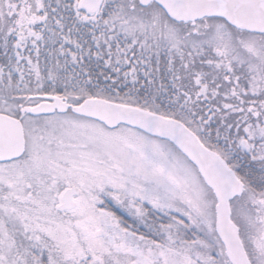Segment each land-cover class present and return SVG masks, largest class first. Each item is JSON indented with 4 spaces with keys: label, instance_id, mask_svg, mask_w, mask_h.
Wrapping results in <instances>:
<instances>
[{
    "label": "snow or ice",
    "instance_id": "1",
    "mask_svg": "<svg viewBox=\"0 0 264 264\" xmlns=\"http://www.w3.org/2000/svg\"><path fill=\"white\" fill-rule=\"evenodd\" d=\"M0 264H264V0H0Z\"/></svg>",
    "mask_w": 264,
    "mask_h": 264
}]
</instances>
